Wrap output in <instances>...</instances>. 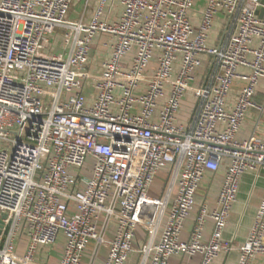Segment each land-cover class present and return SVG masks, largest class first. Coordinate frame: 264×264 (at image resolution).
<instances>
[{
	"label": "built area",
	"instance_id": "1",
	"mask_svg": "<svg viewBox=\"0 0 264 264\" xmlns=\"http://www.w3.org/2000/svg\"><path fill=\"white\" fill-rule=\"evenodd\" d=\"M77 1L0 0V264H31L61 233L60 264H82L93 242L97 250L109 245L103 264H127L135 253L140 264L196 254L212 264L234 249L224 232L242 177L264 176V138H238L248 111L263 110L255 95L264 78V3L208 0L195 10L196 0H80L84 9L74 19ZM98 34L111 37L112 53L90 101L81 73ZM201 68L184 123L178 115ZM236 79L246 83L232 97ZM88 157L93 167L84 175ZM221 168L217 208L198 206L202 180ZM165 169L168 182L148 236L136 246L150 187ZM208 218L214 228L206 240ZM23 236L28 245L19 260ZM258 254L264 194L238 264H252Z\"/></svg>",
	"mask_w": 264,
	"mask_h": 264
},
{
	"label": "crops",
	"instance_id": "2",
	"mask_svg": "<svg viewBox=\"0 0 264 264\" xmlns=\"http://www.w3.org/2000/svg\"><path fill=\"white\" fill-rule=\"evenodd\" d=\"M82 4V10L80 14L77 13L76 18L81 16V13L84 9L83 2L78 0L73 9L75 10L74 14H76V8L78 4ZM95 2L92 1L91 6L94 7ZM118 16L121 14V7H117ZM86 19L91 17V10L86 13ZM200 14L198 12H194L193 18L198 20ZM221 18L222 15L217 18L214 27V33L216 34L221 30ZM59 42V44H58ZM106 43H111V37L108 35L98 34L96 40L93 43L90 61L87 64L86 69L81 73L82 80L86 85V95L90 101L96 92L95 84L98 81L101 70L102 63L106 59L111 57L112 49ZM213 43V42H212ZM54 51H61V41L58 39L53 40ZM59 45V46H58ZM126 61H131V55L125 58ZM239 71L241 73H249L250 70L240 68ZM205 69L201 68L198 71V81L193 83V89H196L200 86L201 80L203 78ZM239 81L234 82L232 88V97L242 89L245 85V81L237 79ZM194 93V92H193ZM255 101L263 106L262 111H258L255 109H250L248 111V115L244 120L240 132L238 133L239 139H247L253 133H255L258 137L264 138V78L261 79L259 86L257 88V93L255 95ZM194 105V102H193ZM193 105L191 106L193 109ZM190 109V112H192ZM191 113H189L190 117ZM180 120L182 122H187L189 119ZM160 173L165 177V182L161 185V181H154L149 190L150 200L148 201L145 207V213L142 218V221L137 230V236L135 239L136 246L142 244L149 233L150 230V218L154 217L158 209V201L161 199L164 190L166 188L168 178H169V170H162ZM225 171L221 168L217 172H208L204 179L201 182L200 188L196 195L197 205L200 206L203 203H206L209 206V209L213 210L217 208V197L219 195L223 179H224ZM264 194V176L262 174L256 175L254 172L246 173L240 183V189L237 196V200L234 203L233 210L231 212L229 222L224 232V236L226 239L232 241L234 249L230 252H225L220 254L218 258H216L212 264H238L240 257V247L246 241L250 229L253 225L254 217L261 201V198ZM199 208L197 207L192 214L187 218L184 224V229L182 233L183 239H188L193 230L196 217L199 212ZM214 228V221L211 218H208L205 231L204 238L207 240L210 238ZM115 229V224L112 225V229L107 233V238L111 239L113 236V231ZM66 242V237L63 233L58 236V239L55 244L49 246H42L39 248L35 260L31 264H60V259L64 250V245ZM28 245V238L23 236L20 240L17 259L21 260L24 255L26 248ZM109 252V245L104 244L98 250L96 244L91 243L86 249L82 264H103L105 259L107 258V254ZM141 256L139 253H135L131 256L127 264H140ZM203 260L202 254H196L194 256L188 255H172L169 259V264H201ZM252 264H264V254H258Z\"/></svg>",
	"mask_w": 264,
	"mask_h": 264
},
{
	"label": "rangeland",
	"instance_id": "3",
	"mask_svg": "<svg viewBox=\"0 0 264 264\" xmlns=\"http://www.w3.org/2000/svg\"><path fill=\"white\" fill-rule=\"evenodd\" d=\"M207 1L208 0H196L194 9L195 10L203 9L204 6L206 5ZM81 7H82V4L81 3L78 4V6L76 8V10H77L76 14H74L75 10L72 11L71 18H75L74 16H77V13L80 14V12L82 10ZM220 16H221V14H220ZM53 40H54V37L52 38V42H53ZM58 44H59V42H58ZM236 81H239V80L236 79L234 82H236ZM234 86H233V88H234ZM193 102L195 103V95H194L193 92H189L188 95L185 97V99L183 101L182 109H181V111H180V113L178 115L180 120H184L185 118H187V115L189 117V113H191L190 109H192L191 106L193 105ZM187 120H189V119H187ZM93 162L94 161H93L92 157H88L87 162H86V166H85V168L83 170V174L84 175H89L90 174L89 172H90V169L93 167ZM155 180L156 181H161L160 183H161V185H163V183L165 182L164 181L165 177L162 175V173H159Z\"/></svg>",
	"mask_w": 264,
	"mask_h": 264
},
{
	"label": "water",
	"instance_id": "4",
	"mask_svg": "<svg viewBox=\"0 0 264 264\" xmlns=\"http://www.w3.org/2000/svg\"><path fill=\"white\" fill-rule=\"evenodd\" d=\"M262 2L264 3V0H262ZM258 14L260 17H264V9L262 11H260Z\"/></svg>",
	"mask_w": 264,
	"mask_h": 264
}]
</instances>
